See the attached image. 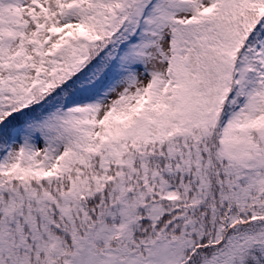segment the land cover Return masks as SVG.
<instances>
[{"label":"snow or ice","instance_id":"6c2138e0","mask_svg":"<svg viewBox=\"0 0 264 264\" xmlns=\"http://www.w3.org/2000/svg\"><path fill=\"white\" fill-rule=\"evenodd\" d=\"M0 264H264V0H0Z\"/></svg>","mask_w":264,"mask_h":264}]
</instances>
